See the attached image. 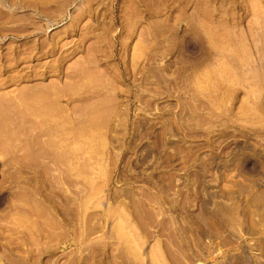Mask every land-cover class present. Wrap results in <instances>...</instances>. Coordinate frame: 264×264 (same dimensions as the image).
I'll return each instance as SVG.
<instances>
[{"label": "rangeland", "instance_id": "obj_1", "mask_svg": "<svg viewBox=\"0 0 264 264\" xmlns=\"http://www.w3.org/2000/svg\"><path fill=\"white\" fill-rule=\"evenodd\" d=\"M0 264H264V0H0Z\"/></svg>", "mask_w": 264, "mask_h": 264}]
</instances>
